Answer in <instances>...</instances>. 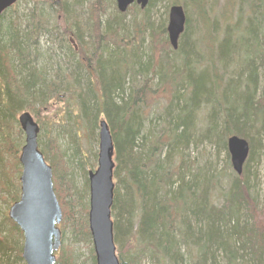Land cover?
Returning a JSON list of instances; mask_svg holds the SVG:
<instances>
[{"label": "trees", "instance_id": "16d2710c", "mask_svg": "<svg viewBox=\"0 0 264 264\" xmlns=\"http://www.w3.org/2000/svg\"><path fill=\"white\" fill-rule=\"evenodd\" d=\"M167 1L186 14L177 51L166 22L156 27L151 14L162 0L126 14L115 0H38L28 13L18 12L17 3L0 17V201L8 207L20 197L24 140L16 114L29 112L40 126L39 147L63 210L57 264H76L78 244L92 247L96 264L89 179L84 171L81 187L75 174L86 169L87 157L76 168L68 156L85 133L96 141L101 120L115 147L112 219L121 264H264V202L250 185L252 178L264 184V0H238L236 8L226 0V15L216 11L221 0H210L209 11L208 0ZM191 5L206 9L198 28ZM58 39L68 65L57 64L52 74L41 62L40 40ZM169 90L162 106L152 102ZM53 124L59 129L49 139ZM232 136L250 145L242 176L229 162L218 170L190 159L191 148L207 144L229 159ZM22 240L5 215L0 264L24 262Z\"/></svg>", "mask_w": 264, "mask_h": 264}, {"label": "water", "instance_id": "95a60500", "mask_svg": "<svg viewBox=\"0 0 264 264\" xmlns=\"http://www.w3.org/2000/svg\"><path fill=\"white\" fill-rule=\"evenodd\" d=\"M18 0H0V17ZM37 1V0H32ZM117 9L125 14L137 4L145 10L150 0H116ZM186 14L183 7L173 6L169 11L167 27L171 47L176 51L185 31ZM19 123L26 136L20 156L22 166L21 197L9 211L24 237L22 259L25 264H56V253L62 246L63 210L53 184L52 168L39 149L40 127L30 113H23ZM227 149L233 171L242 176L250 156V145L242 138L232 136ZM115 147L106 121H101L99 132L98 168L89 173V230L92 236L96 264H121L114 239L112 208L115 196Z\"/></svg>", "mask_w": 264, "mask_h": 264}, {"label": "rangeland", "instance_id": "374dc122", "mask_svg": "<svg viewBox=\"0 0 264 264\" xmlns=\"http://www.w3.org/2000/svg\"><path fill=\"white\" fill-rule=\"evenodd\" d=\"M87 1L90 4V2L92 0H87ZM193 1H194V3L201 4V3L197 2L196 0H193ZM231 1H232V3H231L232 6L234 8H236L238 0H231ZM209 2H210V0H208V2L206 4L207 11L210 10L207 8ZM225 2H227V1L221 0L219 2L218 7L216 6V11L218 12L219 15H222V14L226 15L228 13ZM18 6H19L18 12H20V13H28L33 8V4H31L30 0H28L27 2L19 0ZM180 6H182V5H180ZM155 7L153 8V12H151L152 16H154L153 20H154V22H156L155 26L157 27L159 24H162L163 22H166V25L168 26L169 11H170V8L172 7L171 4L167 0H162V2H160ZM206 9H200V7L197 8L194 5L190 6V15H191L192 26H194L195 28H198V23H199V21H201L200 14H203V16L205 17L206 13H204V12H206ZM229 11H230V9H229ZM153 13H154V15H153ZM132 17H133L132 13H130L129 19H131ZM198 18H199V20H198ZM53 24L54 23L52 22V25ZM193 32L195 33V30ZM46 39L49 40L48 38H46ZM69 39L71 40L72 38L70 37ZM40 45L42 47V48L40 47L41 49H43V48L45 49V51H43V56H41L42 57L41 62L43 65H45L47 67V70L50 73L54 74V71L52 68H54V70H55L57 64H61L62 66L67 67V65H68L67 59H68L69 53L64 52V50H63V52L60 50V45H62V44L60 43L59 39H58V41L53 42V43H49V44H47L45 40H40ZM76 46H77V44H76ZM155 53H156V55H155L156 60L155 61H158L159 60L158 53L157 52H155ZM78 77L82 79L83 84H85L87 82L88 76L84 72H81ZM261 77L263 78V79H261V84H262V88H263L264 87V74H262ZM90 81H91V84L96 86V88L98 89V83H97L96 78L91 79V77H90ZM168 89L171 90V88H168ZM170 90L166 94L161 92L158 96H155V97L153 96L152 102L154 103L157 101L162 106L165 101L170 100V96H169V94L171 93ZM21 113H19L17 115V120H18ZM51 115L52 114H50V116L47 114H43L42 116L46 117V121H47L48 119H50V117H52ZM48 116H49V118H48ZM101 118H103V116ZM58 129L59 128L56 124H53L52 127L47 126L46 137H49V139H50L52 137V135L57 133ZM97 136L98 137H97L96 141H93L91 144V142H89L87 139V134L85 133L83 138L80 139V141H79V150H78L79 152L77 150H76V152H74L73 149L71 151H69L70 152L69 153L70 156H68L69 162H70V164H72L76 168L78 167L77 166V160L80 161V159H83L84 158V157H82L83 154L85 157H87L86 169L85 170L76 169L77 171L75 173L77 180L79 182L78 184L81 185V187L84 185V182H85L84 181V171L87 172V178H88V173L91 171H96L97 167H98L99 123H98ZM24 138H25V136L23 134V140H24ZM60 141L62 142V143H60L61 145H63V144L65 145L64 138L61 139ZM81 153H82V155H81ZM95 153L97 154L96 160L94 158ZM74 154H77L78 157L73 158ZM79 154H80V157H79ZM189 155H190V159L195 160L196 162H198L199 165H201V166L206 165L207 167L211 166L213 168H217L218 170L226 169L225 167H227V162L230 163V156L228 159L226 156V153L217 152L216 148L214 146L209 145V144L199 146L197 148H191L189 150ZM93 163L95 164L94 169L91 168ZM255 167L252 168V166H251L250 167V168H252L251 171L252 170L254 171ZM82 168H83V166H82ZM262 171H264V161L262 162V165H261V173H262ZM250 185H251V187H253L254 185L256 186L252 189L253 197H256L259 200V202L260 201L264 202V184L263 185L262 184H260V185L255 184L254 179L252 178V180L250 181ZM88 201H89V197H88ZM8 207L10 208L11 205H9ZM8 207H7V204L0 201V223L3 222L4 216L8 215V212H9ZM19 243H20V241H19ZM23 244H24V240L21 241L22 248H23ZM91 248L92 247L90 245H87V244H78V245H75L73 247L74 252H75V256L77 258L76 264H93L91 251H90ZM58 253H57V258H58ZM15 264H25V263L24 262L21 263V262L17 261Z\"/></svg>", "mask_w": 264, "mask_h": 264}, {"label": "bare ground", "instance_id": "6f19581e", "mask_svg": "<svg viewBox=\"0 0 264 264\" xmlns=\"http://www.w3.org/2000/svg\"><path fill=\"white\" fill-rule=\"evenodd\" d=\"M19 113H20V111L17 112L16 115H18ZM20 115H21V114H20ZM22 134H24L23 131H22ZM24 136H25V134H24ZM25 143H26V136H25V138H24V144H23V146H22V148H21V152H22L23 147L25 146Z\"/></svg>", "mask_w": 264, "mask_h": 264}]
</instances>
